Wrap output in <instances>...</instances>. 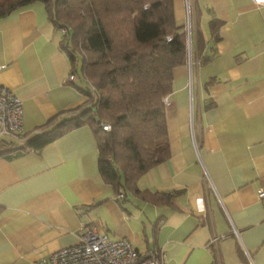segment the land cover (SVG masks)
<instances>
[{
    "label": "crops",
    "instance_id": "obj_1",
    "mask_svg": "<svg viewBox=\"0 0 264 264\" xmlns=\"http://www.w3.org/2000/svg\"><path fill=\"white\" fill-rule=\"evenodd\" d=\"M173 13L189 36L165 102L170 154L136 182L170 203L116 191L92 127H74L38 151L0 155V264H46L83 226L162 264H264V4L173 0ZM61 32L40 1L0 18V84L22 101V132L0 135L2 149L87 102Z\"/></svg>",
    "mask_w": 264,
    "mask_h": 264
},
{
    "label": "trees",
    "instance_id": "obj_2",
    "mask_svg": "<svg viewBox=\"0 0 264 264\" xmlns=\"http://www.w3.org/2000/svg\"><path fill=\"white\" fill-rule=\"evenodd\" d=\"M34 1L44 4L55 30L66 28L59 46L71 73L85 80L87 102L70 116L47 122L45 130L18 146L0 147V155L38 151L62 133L88 124L105 182L154 204L170 203L172 193L140 191L136 182L170 154L164 99L172 89L173 69L187 58L186 35L174 19L173 0H0V18ZM211 31L216 34L214 26ZM100 123L109 124V130Z\"/></svg>",
    "mask_w": 264,
    "mask_h": 264
},
{
    "label": "built area",
    "instance_id": "obj_3",
    "mask_svg": "<svg viewBox=\"0 0 264 264\" xmlns=\"http://www.w3.org/2000/svg\"><path fill=\"white\" fill-rule=\"evenodd\" d=\"M264 4V0H253ZM62 28L61 31H65ZM2 66H0L1 68ZM69 80L75 79L70 73ZM166 102V98L164 99ZM103 130L110 125L100 123ZM22 132V101L12 91L0 84V135H15ZM256 195L264 199V186L256 190ZM122 197V193L118 194ZM215 240V238L213 239ZM46 264H162L159 253L154 250L139 252L126 238L112 239L85 226L79 229L74 243L62 247L41 259Z\"/></svg>",
    "mask_w": 264,
    "mask_h": 264
},
{
    "label": "rangeland",
    "instance_id": "obj_4",
    "mask_svg": "<svg viewBox=\"0 0 264 264\" xmlns=\"http://www.w3.org/2000/svg\"><path fill=\"white\" fill-rule=\"evenodd\" d=\"M187 21V20H186ZM184 32H185V35H186V43H187V38H188V36H189V26H188V24H186L185 26H184ZM187 45V44H186ZM79 82H83L82 80H79ZM4 136H5V134H3ZM7 136V135H6Z\"/></svg>",
    "mask_w": 264,
    "mask_h": 264
}]
</instances>
